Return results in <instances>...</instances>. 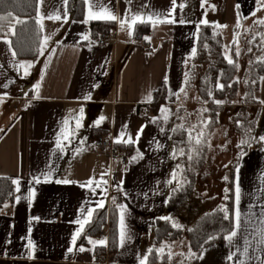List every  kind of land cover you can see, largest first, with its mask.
<instances>
[{
	"label": "crops",
	"instance_id": "obj_1",
	"mask_svg": "<svg viewBox=\"0 0 264 264\" xmlns=\"http://www.w3.org/2000/svg\"><path fill=\"white\" fill-rule=\"evenodd\" d=\"M81 1L79 19L69 14L68 0H37L41 41L34 59L13 55L9 30L0 34V177L19 181V185L14 183L12 202L0 205V264H96L95 247L102 245L108 251L109 224L102 228L103 238L98 234L78 241V237L73 245L72 237L80 230L76 221L89 222L100 208L98 201L109 208L116 191L121 195L116 206L117 244L113 253L108 251L107 264H148L144 243L147 240V247L151 245L155 219L165 216L172 112L197 26L204 24L202 0H177L175 12L172 0ZM90 5L92 13L110 11L117 19H88ZM225 6L219 23L208 20V24L221 33L223 50L228 45L230 54L236 32L243 25L264 20V8L258 0H227ZM133 17L140 19L133 23ZM157 18L175 19L176 23L154 24ZM93 21L111 22L112 26L91 27ZM139 24L144 26L137 37ZM101 34L107 40L99 45ZM145 43H150L151 51ZM163 83L165 102L154 112L153 94ZM261 83L262 79L260 88ZM144 106H151L153 113L144 114ZM162 107L169 111L162 112ZM257 111V140L234 169L232 228L221 241L205 246L195 264H264L262 103ZM96 135L127 147L126 164L96 151L91 145ZM118 138L120 143L115 142ZM36 177L40 183H35ZM90 178L100 186H87ZM88 210H92L91 217ZM232 231L237 235L230 242L226 237ZM89 240L105 243L93 245ZM81 246L85 251H79Z\"/></svg>",
	"mask_w": 264,
	"mask_h": 264
},
{
	"label": "trees",
	"instance_id": "obj_2",
	"mask_svg": "<svg viewBox=\"0 0 264 264\" xmlns=\"http://www.w3.org/2000/svg\"><path fill=\"white\" fill-rule=\"evenodd\" d=\"M82 8L81 0H68V12L72 17L80 19ZM36 9L37 0H0V17L7 16L9 12L12 14L8 19L0 20V34L9 30L7 35L18 58L34 59L39 53L41 29L37 21ZM17 19L25 22L16 23ZM89 25L99 28L106 25L110 28L112 23L93 21ZM143 26L142 24L137 25L135 30L137 37L143 32ZM262 26L264 25H259L258 28L261 30ZM242 40L245 39L242 38ZM237 42L236 38L230 46L231 59L234 61L230 64L223 54L221 33L212 24L198 25L193 48L195 53L192 50L185 61L181 86L176 94L177 103L172 112L169 134L171 176L167 181L165 216L155 219L152 243L154 248L162 241H174L184 236L188 246L185 264H195L200 251L205 246L221 241L231 230L234 169L242 154L252 145L251 141L256 132V120L248 116L245 107L259 104L256 94L260 88L261 78L264 77V33L263 37L254 35L250 41L244 42L245 46L248 44L253 50L252 53L245 52V57L247 60L251 58L253 60L250 62L248 71L243 73L247 76H244L245 80H241L242 90L239 89V81L236 78L240 71V56L235 55ZM219 84L225 87L221 89L218 87ZM181 89L184 91L182 92ZM188 90L191 92L193 90L192 102L196 104L194 111L202 113V120H198L192 128H188L187 121L184 122L183 119L186 113V106L183 102L187 99L185 93ZM165 97L166 88L163 83L153 94L151 103L154 112L160 104L165 102ZM215 101H222V103L217 104ZM234 103H238L239 109L232 115L233 126L240 137H249V141L244 146L241 145L245 150L236 158L229 171L224 203L211 210H204L202 201L195 194V186L198 178L204 179L206 176L203 167L207 142L212 131L218 126L220 114ZM205 121L210 122L205 124ZM189 132L193 139H189ZM201 132L203 136L199 135ZM196 138L200 139L199 144H196ZM118 146L123 147V145ZM181 149L183 155H181ZM189 156L192 159H188ZM13 181L10 177H0V205L12 202ZM120 198V192L116 191L111 197L109 208L104 206L93 212L91 220L84 225L78 241H86L89 237L97 236L103 226L108 223V251L111 253L115 251L117 244L116 206ZM224 209H227V212ZM226 214L228 219H225ZM153 248L149 249L147 255L148 264L158 263ZM104 253V246L95 247L96 255ZM166 263V259L161 262V264Z\"/></svg>",
	"mask_w": 264,
	"mask_h": 264
},
{
	"label": "rangeland",
	"instance_id": "obj_3",
	"mask_svg": "<svg viewBox=\"0 0 264 264\" xmlns=\"http://www.w3.org/2000/svg\"><path fill=\"white\" fill-rule=\"evenodd\" d=\"M201 2L205 9L203 20L206 19L207 21L213 20L214 22H218L226 11V8L224 7H227L225 6L227 0H206V2L205 0H202ZM253 23L254 26H251L250 24L247 27L246 24L241 26V28L237 31V50H239L240 53V71L236 78L239 81V89L241 90L243 89L241 80H245L244 76H247L245 74L243 75V73L248 71L250 62L253 60L252 58L251 60L246 59L245 52L251 49L249 53H252L253 50L248 44H246V47L244 42L250 41L254 35H261L263 37L264 33V26L261 27V30L258 28L259 25H262L261 23ZM224 29L223 25L222 30L224 31ZM242 38L245 40H242ZM228 51L229 46L227 45V47L223 50V54L227 59L228 57L231 58ZM185 94L187 95V99L183 103L186 106V113L184 114L183 119L184 122L187 121V127L192 128L198 120H202V113H196L194 111L196 104L192 102L194 95L193 90L192 92L188 90ZM256 97L259 100V104H261V101H264V79H262L261 88L257 92ZM237 104H232L220 114L218 126L212 131L207 142L205 164L203 167V171L206 176L204 179L198 178L195 186V194L202 201L204 210H211L224 203L229 171L231 170L236 158L243 152V150H245L242 146L249 141V137H240L232 123V115H234V113H236L239 109ZM262 105L264 107V103H262ZM245 110L248 116H250V118H255L254 120L257 122L258 104L249 105L245 107ZM255 140H257L256 136H254L251 142H255ZM242 141H246V143H241ZM199 175L201 176V174ZM146 242L147 240L144 243V247L146 246L145 251L149 252V249L153 248V243L147 247ZM146 248L149 249L146 250ZM153 249L157 258V264H161L164 259H166V264L186 263L185 257L188 254V246L184 236H181L174 241H162L160 244L154 246Z\"/></svg>",
	"mask_w": 264,
	"mask_h": 264
},
{
	"label": "snow or ice",
	"instance_id": "obj_4",
	"mask_svg": "<svg viewBox=\"0 0 264 264\" xmlns=\"http://www.w3.org/2000/svg\"><path fill=\"white\" fill-rule=\"evenodd\" d=\"M41 2H42V0H41ZM85 2L88 3V0H85ZM205 2H206V0H205ZM258 3H259V5H260V8H264V0H258ZM172 4L174 5L172 11L175 12V10H176V9H175V5L177 4V0H172ZM91 7H92V6L90 5V7H89V16H88V19H97V20H116V19H117V16L114 15V14H112L110 11L107 12V14H94V13H92V11H91ZM179 7L182 9V8L184 7V4L181 3V4L179 5ZM237 7H239V5H237ZM257 10H260V9L258 8ZM169 15H171V14L169 13ZM252 15L255 16V12H253ZM11 16H12V14H11V12H9L7 16L0 17V20H6V19H8V18L11 17ZM49 18H51V17H49ZM60 18H61V17H59V16L56 17V19H60ZM138 19H140V17H133V21H132V22L135 23L136 20H138ZM151 19H152V18L149 17V20H151ZM24 22H25V21H21V20H18V19L16 20V23H24ZM84 22L86 23L87 20L84 21ZM157 22H159V23H176V20H175V19H163V20H161V19L157 18L156 21H153L154 24L157 23ZM179 22H180V23H184L183 20H180ZM202 23L207 24L208 21L205 19V20L202 21ZM258 23L264 24V20H260V21H258ZM123 24H124V21H121V27H123ZM225 27H226V26H225ZM237 27H240L239 18H238V20H237ZM84 38L87 39V37H84ZM45 42H47V38H46ZM249 51H251V49H249ZM193 53H195V49L193 50ZM40 54H41V55L43 54V49H41ZM13 55H15V53H13ZM235 55H236V56H239V55H240L239 50H237V51L235 52ZM228 63L233 64L234 61H233L230 57H228ZM21 67H24V66L21 65ZM28 67H31V65H28ZM27 74H28L27 71H25V75H27ZM261 79H264V77H262ZM228 86L231 87V85H228ZM218 87L221 88V89H223V88L225 87V85H223V84H219ZM38 88H39V85H37V89H38ZM181 91L183 92L184 90L181 89ZM209 95H212V93H209ZM215 102H216L217 104L222 103V101H215ZM261 103H264V101H261ZM161 111L167 113L169 110H168L167 108H165V107H162V108H161ZM204 111H207V109H204ZM80 114H81V117H82L83 109H80ZM165 118H167V117H165ZM79 119H80V118H77V124H76L77 128L80 127ZM101 119H103V117H101ZM208 122H210V121H205V124L208 123ZM65 124H67V121H65ZM193 127H195V126H193ZM140 131L142 132V129H141ZM199 135H200V136H203V132H201ZM138 138H139V136H137V139H138ZM64 139H68V137L65 136ZM189 139H193V138L191 137V133H190V132H189ZM259 140H260V141H264V136H260V137H259ZM115 142H116V143H120L121 140L118 138ZM127 142L131 143L132 141H131V139H129ZM195 142H196V144H199L201 141H200L199 138H196V139H195ZM241 143H246V141H242ZM57 147H60V144H59V143L57 144ZM183 154H184V153H183V150L181 149V155H183ZM188 159H192V157L189 156ZM101 179H103V175H102ZM225 179H227V178H225ZM34 181H35V183H40V178H39V177H36V178H34ZM13 182L16 183L17 185H19V181H13ZM56 183H70V181H68V180H63V181L57 180ZM93 183H96V186H97V187L100 186V184H99L98 182L94 181V179H92V178H90V179L86 182L87 186H91ZM103 183H104V184H107V181L105 180V181H103ZM82 186H85V185H82ZM17 191H19V186L17 187ZM104 191H105V193H106L107 189H105ZM31 195L34 196V195H35V192L33 191V192L31 193ZM19 199H20L19 197H16L17 202H19ZM113 199H115V198L113 197ZM236 201H237V204H238V202H239V186H238V185H237V187H236ZM97 207H100V208L104 207V203H103L102 200H101V201H98V203H97ZM224 211L227 212V209H224ZM123 212H124V209H123V207H121V244H123L124 239H125V232H124V230H123V228H124ZM91 215H92V210H88V216L91 217ZM235 217H236V228L238 229V228H239V211H238V209H237V211H236V213H235ZM37 219H38V218H37ZM225 219H228L227 214L225 215ZM76 222L80 224V230L77 231V232L73 235V237H72V243H73V245H75L77 238H78V237L81 235V233L83 232V230H84V224L87 223L88 221L85 220L84 222H81V221L77 220ZM262 222H264V221H262ZM174 226H175V225H174ZM29 231H31V230H29ZM236 235H237V232H236V231H232L231 234L228 235V236L226 237V239L229 240V241L231 242L232 239H233V237H235ZM25 239H27V243H28L29 247H30V248H34V245H33V243H32V240H31L30 238H28V237H26ZM89 243H90V244H93V245H95V244H97V243L104 244L105 241H99V242H97V241L89 240ZM72 250H73L72 248H69V249H68L69 252H71ZM79 251L83 252V251H85V248L81 246V247L79 248ZM161 251H162V250H161ZM193 255H195V254H193ZM201 258H202V257H201ZM228 258H229V259H232V256L230 255ZM141 264H144V262L142 261ZM241 264H243V262H241Z\"/></svg>",
	"mask_w": 264,
	"mask_h": 264
},
{
	"label": "built area",
	"instance_id": "obj_5",
	"mask_svg": "<svg viewBox=\"0 0 264 264\" xmlns=\"http://www.w3.org/2000/svg\"><path fill=\"white\" fill-rule=\"evenodd\" d=\"M106 34H101L100 39L97 41L99 45L106 42ZM147 51H151L150 43L144 44ZM143 113L146 115H151L153 113L151 106H144ZM91 145L96 151L106 152L110 158H118L121 165H125L130 154V150L123 146L119 147L108 139L105 135H96L91 140ZM98 237L101 239L104 237L103 233L100 232ZM108 251L106 250L104 254L99 255L96 264H107Z\"/></svg>",
	"mask_w": 264,
	"mask_h": 264
}]
</instances>
